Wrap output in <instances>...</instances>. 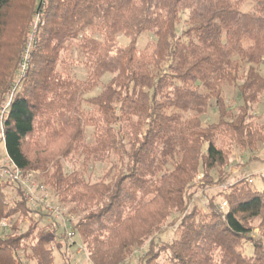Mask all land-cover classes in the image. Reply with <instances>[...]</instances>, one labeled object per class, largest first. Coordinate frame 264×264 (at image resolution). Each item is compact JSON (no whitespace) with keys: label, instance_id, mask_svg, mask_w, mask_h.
Listing matches in <instances>:
<instances>
[{"label":"trees","instance_id":"obj_1","mask_svg":"<svg viewBox=\"0 0 264 264\" xmlns=\"http://www.w3.org/2000/svg\"><path fill=\"white\" fill-rule=\"evenodd\" d=\"M262 67L264 0H0V147L79 217L90 264H127L137 249L136 264H264V175L261 190L246 176L208 195L230 182L234 151L264 145ZM81 157L107 164L103 176L69 171ZM9 187L0 179V222L16 217L0 264H23L28 247L26 259L55 264L59 230Z\"/></svg>","mask_w":264,"mask_h":264},{"label":"rangeland","instance_id":"obj_2","mask_svg":"<svg viewBox=\"0 0 264 264\" xmlns=\"http://www.w3.org/2000/svg\"><path fill=\"white\" fill-rule=\"evenodd\" d=\"M252 8V3L248 2L246 4H244L242 6V11H249ZM152 36L148 33L143 34L140 39H139V48H144V46L147 44V42L149 40H151ZM121 42H124L125 40L120 39ZM30 49L29 46H27V51ZM27 51L24 55V61H26L27 59ZM24 64V63H23ZM22 64L21 66V70L20 73L18 74L17 78L19 79V76L22 77L23 76V70H24V65ZM259 71L261 73L264 72V67L260 68ZM73 72L75 73V75H77V77L83 79L86 77L87 71L86 68L83 66V64H80L78 66L73 67ZM108 79L104 78L103 81L106 82ZM101 89L96 90L95 92H92L91 94H89L87 97H92V96H96L100 93ZM224 97L226 100L227 105L232 108L235 109L237 102H236V90L234 87L232 86H226L224 89ZM8 104V103H6ZM6 104L3 105V107L1 108V110H3V108L6 106ZM263 112H264V100L262 101V104L260 106H258L255 109V114H256V120L258 122H263ZM218 116L216 115V113L213 110L209 111V114L207 115V121L209 123H214L217 122ZM88 134V141H91V135H92V130H88L87 131ZM0 156L3 155V147H0ZM233 158H232V164H231V168H232V178L230 179L229 183L226 184H221L211 190H208V195H216L218 192L224 190H227V187L229 184L244 178L247 176V178L252 179L253 180V184L255 185L257 190H261L263 187L262 184V179L261 176L264 175V145H260L259 148L257 149L256 152H240V151H234L233 152ZM83 163H84V157H81L77 163L74 164V166L70 167L68 170H79V171H83L87 180L90 182H94L96 181L98 178H100L101 176H103L105 169L107 168V164L104 165H96V164H91L89 163L87 167H83ZM40 178V177H39ZM9 199L13 200V202H16L17 200H20L21 198L16 194V190H14V188H7L6 189ZM206 201V197L204 194L198 192L195 195V201L198 204H204V202ZM67 210L69 211V209L67 208ZM77 218H79L77 215H75ZM16 220V217L12 218V223L14 224ZM78 220V219H77ZM30 227V221L27 222V220H25V223L21 224V228L22 230L20 231L21 233L23 231H26L27 229H29ZM174 229H167V231L162 235L163 236V241L164 242H171L174 237H175V232L173 231ZM10 233V232H9ZM74 242H76V246H73V244H63L60 245L61 248H58V244H60L59 241H56L55 244L49 246L53 252H54V256H55V264H68L66 261L69 259H71L70 264H90L89 260L87 258V255L85 253V251L78 253V248L79 246H82V242L81 240L75 236L74 238ZM250 245V244H249ZM28 250V252H27ZM22 252H20V258L22 260L23 264H34L33 261H30L28 259H26L27 254H31L30 251V247H28V249ZM250 250V249H249ZM249 250L247 251V253H249ZM143 250H135V253L129 258V261L127 264H136L138 256L142 255Z\"/></svg>","mask_w":264,"mask_h":264},{"label":"built area","instance_id":"obj_3","mask_svg":"<svg viewBox=\"0 0 264 264\" xmlns=\"http://www.w3.org/2000/svg\"><path fill=\"white\" fill-rule=\"evenodd\" d=\"M24 72V70H23ZM9 104L1 111V116L6 113ZM3 119V118H2ZM0 138H3V121L0 120ZM1 154V153H0ZM1 170L0 179L5 184L18 188L22 195L28 198V205L34 212L44 211L49 214L48 222L52 223L59 231L57 233V241L62 244H73L75 231L74 227L77 224V217L71 214L67 208H64L52 199L51 193L47 188L38 180V172H25L19 170L6 155L0 156ZM250 183L252 179L248 178ZM226 206L223 203L222 209ZM13 227L12 219L5 218L0 222V230L7 232L11 231ZM83 246H79L78 253L83 252Z\"/></svg>","mask_w":264,"mask_h":264},{"label":"crops","instance_id":"obj_4","mask_svg":"<svg viewBox=\"0 0 264 264\" xmlns=\"http://www.w3.org/2000/svg\"><path fill=\"white\" fill-rule=\"evenodd\" d=\"M5 155V154H4Z\"/></svg>","mask_w":264,"mask_h":264}]
</instances>
